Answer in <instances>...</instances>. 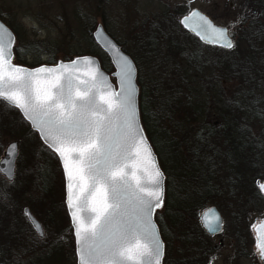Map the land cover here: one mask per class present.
Wrapping results in <instances>:
<instances>
[{
  "label": "rangeland",
  "instance_id": "obj_1",
  "mask_svg": "<svg viewBox=\"0 0 264 264\" xmlns=\"http://www.w3.org/2000/svg\"><path fill=\"white\" fill-rule=\"evenodd\" d=\"M244 6L242 1L238 0H0V20L10 30L9 23L15 27L19 26L20 29H18L19 40L13 33L14 47L22 43L29 44L31 41L39 42L40 49L34 53V57H39L38 65L50 64L47 61L55 64L57 61H69L77 56L87 55H79V52H86L91 47L89 36H92L98 24H102L124 53L130 57L133 54L132 59L137 57V60L134 58V62L137 72L139 69L143 83L148 88L149 97L161 99L168 96L172 100H176L177 97L182 101L183 106L188 105L191 110L197 111V118H192V114L188 117L184 112L178 116L172 113V121L169 124L179 136V154L185 158L184 163L195 161L191 144L195 142L202 129L204 130L203 123L210 124L216 138H208L202 144L198 142V146L204 145V153H207L205 155L214 157V169L201 173L197 169L194 174L201 178V174L213 172V178L219 177L220 180L216 186L219 193L218 196L209 198L208 204L204 207L197 211H187L184 214L185 218L180 219V221H189V229L193 231L199 229L197 221L205 208L210 206L218 208L226 227L224 233L219 236L221 239L216 241L222 240L224 249L218 257L211 259L209 264H226L225 255L229 254L230 248L236 245L234 239H237V236L231 238L234 231L244 229L247 225L253 226L256 221L264 218L263 202H260L251 181L255 174L249 172L247 181V176H242L243 172L247 171L246 165L243 164V160L239 161L242 170L238 173L240 175L235 176L245 182L240 185L245 189L240 194L238 182H234L232 175H229L231 165L226 148L230 141L224 139V136H230L234 146L239 147V143L243 142L242 137L245 139L246 136L248 139L254 137L257 141L261 139L260 142L264 137L262 133L264 118L257 115L264 111V100L259 104L252 103L264 97V88L260 87V82L264 81V43L258 47L256 53L250 54L254 41L248 42L250 46L246 41H240V46L227 54L192 43L185 48L184 45H179L174 40L169 42L167 39L169 37L182 39L178 38L180 34L178 23L181 16L179 10L197 9L217 25L226 27L232 32L241 27L246 31L249 25L255 28L259 15L252 13L255 9L244 10ZM261 22L264 25L263 19ZM154 40L155 55L143 56L142 49H147L149 43L153 45ZM170 43L173 50L167 48ZM258 43L256 42V45ZM46 47L51 50H46ZM196 55L198 59L194 58ZM154 73L157 74V87L161 90L155 93L152 90L154 88L152 81L156 78ZM140 89L139 87V93ZM253 92L254 94H250ZM236 101L240 102L243 111L236 107ZM174 104L178 105L175 102ZM1 116L3 125L0 124V160L10 143L15 141L18 146L14 182H9L0 175V220H2V228H5L3 232L5 235L2 236L7 243L5 248L10 251L7 262L16 264L21 258L20 264H26L28 258L38 253L44 244L46 246L57 239L69 248L65 254L69 257L71 248L69 234L72 236V232L69 223L67 226L63 217L61 207V201L64 204V185L62 190L61 179L55 176L56 185L51 191L50 187L54 182L53 173L52 177L48 175L46 179L50 185L49 192L42 190L40 178L33 179V177L36 176L35 166H44V160L40 156L34 160V166L30 164V155L37 152L35 145L27 142L24 136L23 139L17 140L22 135L20 123L15 121L12 112L2 105H0ZM223 124L228 126L221 130L229 131V135L224 131V134L221 133L220 126L223 127ZM168 158H165V163L171 168L170 156ZM179 159V156L176 157L177 161ZM198 160L197 158V162ZM19 162L23 167L20 173ZM173 163L176 166L177 162ZM199 165L204 169L206 162L200 161ZM259 168V175L262 176L264 167L260 165ZM183 179L185 178H181L182 181ZM169 182V191L167 195L165 194L164 203L167 201L170 207L178 210L193 195L191 189L193 187L184 186L179 179H176V182L171 180ZM195 182L197 183L191 178L193 185ZM229 189H232L231 192ZM51 200L54 202L52 203ZM25 208H28L42 225L44 233L42 239L30 225L23 212ZM160 212L167 216L171 215L170 210L166 211L163 206L156 214ZM175 215L178 217V214ZM163 225L166 227L167 222L163 221ZM170 229L174 237L178 238V234L182 233L185 227L183 224ZM174 247L182 248L180 243H170L168 252H172L171 263L178 257ZM185 250L179 249V252L184 253ZM186 254H180L181 258ZM188 258L192 260L191 257H186ZM251 261L253 262V256ZM169 262L170 259L168 264Z\"/></svg>",
  "mask_w": 264,
  "mask_h": 264
},
{
  "label": "snow or ice",
  "instance_id": "obj_2",
  "mask_svg": "<svg viewBox=\"0 0 264 264\" xmlns=\"http://www.w3.org/2000/svg\"><path fill=\"white\" fill-rule=\"evenodd\" d=\"M187 20L181 21L186 27ZM199 20L197 34L202 39L212 33L222 40L220 47H235L226 29L214 28L203 16ZM3 35L0 25V100L19 109L63 163L79 264H161L164 245L152 216L163 204V173L154 165L149 171L141 164L150 152L138 123L133 63L124 56L116 60L120 88L115 91L98 70L77 76L64 64L31 71L13 65L11 41L6 45ZM83 63L92 61L83 58ZM260 87L264 88V81ZM235 104L244 110L239 101ZM257 115L264 118V111ZM10 148L18 146L13 143ZM5 163L10 166L0 175L14 182L13 161ZM259 187L264 192V185ZM38 234L42 239V230ZM259 254L264 261V247Z\"/></svg>",
  "mask_w": 264,
  "mask_h": 264
},
{
  "label": "trees",
  "instance_id": "obj_3",
  "mask_svg": "<svg viewBox=\"0 0 264 264\" xmlns=\"http://www.w3.org/2000/svg\"><path fill=\"white\" fill-rule=\"evenodd\" d=\"M179 15L182 14L181 10L178 11ZM9 27L11 28L12 32L15 34L17 39H20L19 36V26H13L12 24H8ZM18 25V24H16ZM20 30V29H19ZM153 40V39H152ZM89 42L91 44V47H89L86 52H79V55L82 54H87V55H92L98 58L100 61L101 67L106 71V72H111L112 71V66L106 57V55L99 49V47L95 44L93 41L92 36H89ZM47 48V47H46ZM40 49L39 47V42L36 41H31L29 44L27 43H22L18 47H14L13 49V55H14V62L17 65L21 66H26V67H36L39 64V57H34L35 51H38ZM51 50L50 48H47L46 50ZM155 46L152 44H148L147 49H142L143 50V56H154L155 55ZM173 50V48H170ZM78 53V52H77ZM134 56L133 54L131 57ZM137 60V57H134ZM133 60L135 61V59ZM38 63V64H37ZM47 63H52V61H47ZM157 77L153 78L152 83L154 84V88H152L153 92L161 91L158 89V83H157ZM151 82V81H150ZM137 83L139 85L140 93H139V113H140V119L142 123V127L145 131V134L158 158L159 164L161 169H163L164 174H165V194H168L169 191V186H170V180L171 182H176V179H179V182L184 184V186H192L191 188L193 190V195L190 196L188 202H184L182 208L176 210L175 207H170L169 203L167 201L163 205V209L165 208L166 211L170 210V216H167L163 214V212L159 213L158 215L156 214L155 220L158 223L160 234L162 236V239L164 242L167 241V232L165 230V227L163 225L164 222L168 221H180V219L185 218L184 214L188 211H194L198 210L199 208L204 207L207 203L208 200L206 197H208L209 193L207 189H202L199 192L196 187V182L193 185L191 183V178L195 179L197 181L196 175L194 174L195 170H199L201 172H207L209 169H214L213 164L215 162V159L213 156H206L204 153V145H199L205 143L206 139L208 138H216L214 137L213 129H211L210 124L203 123L204 130L202 129V132L197 136L195 139V142H192V152L193 156L196 157L195 161L193 160L192 162H187L184 163L183 156L179 154V136L177 132H174L175 129H171L169 124L172 121V113L176 114L178 116L181 113H186L188 117L191 116L192 118H196L198 116L197 111L191 110L190 107L183 106L182 101L175 97L176 100H172L171 97L164 96L159 98H153L149 97L148 95V88L146 85L143 83V77L141 78L140 76V70L138 69L137 73ZM160 84V83H159ZM168 97V98H167ZM178 104L177 106L174 104ZM184 103V102H183ZM0 105L4 106V108L10 110L12 112V115L18 123H20V128L22 131V135L17 138V140L23 139V136L25 139H27V142H31L35 145V148L37 152H33V154L30 155V164L34 166V163L38 157L41 156V158L44 160L45 165L40 166L36 165L35 166V173H36V178L33 177V179L40 178V183L42 184V190L44 192H47L49 190L50 185H48L47 182V177L50 175L52 177L54 173V182L52 186L50 187L51 191L52 188H55V176H58L59 179H61L60 187L63 190V180H62V171L58 162L57 157L49 151L42 143L40 142L37 134L33 132L29 125L23 120L19 112L12 108L7 106L5 103L0 101ZM171 111V112H170ZM184 116V115H181ZM184 118V117H183ZM180 119V118H179ZM3 117H0V124H2ZM208 123H211L207 121ZM169 123V124H168ZM3 125V124H2ZM222 126V125H221ZM220 126V131L222 134L223 131L221 130L224 127H227L228 125L223 124V127ZM201 127V125H199ZM202 127V128H203ZM209 132L212 134L209 135ZM226 132V131H224ZM227 135H229V131L226 132ZM204 137V139H201V137ZM253 139H248V136H246V139L242 137V143L240 142V146L238 145L234 146V143L230 136L225 137L224 139H227L229 142L226 150L228 151L227 156L229 159V164L231 167L229 168L230 172H239L241 169V165L239 161L243 160V164L246 165V170L248 172H252L255 174L253 178L251 179L252 185L254 186V181L257 178L261 179V176L259 175V167L262 165V151H263V146L260 140L257 141L256 138L252 137ZM226 140V141H227ZM36 153H38L36 155ZM207 154V153H206ZM170 156V165L171 168H168L166 163H165V158H168ZM180 157V159L177 161L176 157ZM21 155L19 157V160L21 162ZM197 158L199 159L197 162ZM169 159V158H168ZM204 161L206 162V167L201 165L202 167H205L204 169L200 167L199 162ZM18 164V169L20 173V169L23 168L21 164ZM173 162H177L176 166H174ZM183 179V181L181 180ZM174 179V180H173ZM18 180V179H16ZM49 192V191H48ZM257 192V190H256ZM51 196L52 193L50 192ZM258 194V192H257ZM63 196V193H62ZM260 197V196H259ZM191 199V200H190ZM52 201V200H51ZM54 201H52L53 203ZM53 207V205H52ZM61 207H62V212H63V217L65 218V221L67 222V226L69 223V218L67 216L64 204L61 201ZM178 214V217L175 215ZM193 213V212H190ZM189 213V214H190ZM170 218V219H168ZM5 228H2V220H0V264H5L10 258V251L5 248L7 246V243L5 241V238L2 236V234L5 235ZM70 237V256L66 257L65 254H67V251L69 248L66 247V245L60 241V239L54 240L51 243H48L46 246L44 244L43 247H41V250L38 253H34L28 258V261L26 264H76L75 262V255H74V244H73V238L71 234H69ZM34 256V257H33ZM20 261L17 262L16 264H20ZM24 262V261H23ZM164 263L166 264V261L164 259ZM8 264V262H7Z\"/></svg>",
  "mask_w": 264,
  "mask_h": 264
},
{
  "label": "flooded vegetation",
  "instance_id": "obj_4",
  "mask_svg": "<svg viewBox=\"0 0 264 264\" xmlns=\"http://www.w3.org/2000/svg\"><path fill=\"white\" fill-rule=\"evenodd\" d=\"M188 1H195V0H188ZM238 1H242L243 6L244 4H247L244 6V10L247 9H255L253 10V14L256 15L258 14V22L256 23L255 28H253L252 26H248L246 28V31H244L245 29H236L233 30V32L223 26L217 25L210 17L206 16L214 26L218 27V28H222V29H226L227 30V38L232 41L235 45L234 48H236L237 46H240V41H246V43L250 42V41H254V47L252 50V53H256V50L258 49L259 46H261V44L264 43V25H262L261 23V19L264 20V0H238ZM250 5V6H248ZM193 10H197V9H193ZM185 11V10H181L182 14L180 16V20L178 23L179 26V37L178 38H182V39H172V37L168 38L167 40L169 42L173 41L176 42L179 45H184L185 48L189 47V45L192 43L196 46H201V47H205L207 49L212 48L213 50H217V51H222L225 52L227 54H229L230 52H233V49H227V48H223L220 46H216L211 44L209 41L210 38H207V42L203 41L201 39V35H196L193 32L190 31V28L194 25V21L192 19H188L187 20V27L181 23L182 19H185L186 17H188V15L193 11ZM199 11V10H197ZM200 12V11H199ZM256 13V14H255ZM241 30V31H240ZM177 35V34H176ZM206 35V36H205ZM204 37H208L207 34H205ZM216 38V37H215ZM254 38V39H253ZM253 39V40H252ZM216 40H221L219 37L216 38ZM256 42H259L256 45ZM154 46H156L155 40L152 42ZM248 46H250V43L247 44ZM195 46V47H196ZM172 48V44L170 43V46L167 45V48ZM248 54V53H246ZM195 59L197 58V55L194 56ZM155 77H157V74L154 73ZM198 116H196L197 118ZM169 124V123H168ZM264 133V127L262 128ZM262 146H263V151H262V167H264V137L262 138ZM237 146V145H236ZM239 172H236L235 174L233 172L229 173V175H232V178L234 179V182H238L239 186L241 185V183L245 184L244 181H242L243 179L240 177H236L235 175H240L238 174ZM213 172H209L206 173L205 175L201 174V178H198L197 183H196V187L197 190L200 192L201 188L202 189H207L208 190V197H206V199L209 202V198L218 196L219 193V189L216 188V186L219 184L220 180L219 177L213 178L212 176ZM249 172L244 171L243 172V177L247 176V181H248V177H249ZM261 179H263L262 181L259 180L260 183L264 184V174H262ZM254 181V186H255V190H257L258 194V198L260 199V202H263V206H264V195L262 194V192L260 191V189L257 187L256 185V181ZM217 181V182H216ZM225 186V184H224ZM244 187V186H243ZM200 188V189H199ZM240 189V194L242 192L245 191V189H242V187H239ZM230 192L232 189H229ZM244 195V193H243ZM260 196V197H259ZM208 204V203H207ZM211 208L214 206H210ZM210 207L205 208L202 213L199 215V219L197 221V224L199 225V229L197 228L196 230L191 231L189 221L187 220H181V221H168L167 225L165 227V230L167 232V241L164 242V258L166 261V264H168V261L170 259L169 264H209V261L211 259H213L215 256L218 257L219 253H221V250L223 252V244H222V240L220 241H216L217 239H221L219 236L221 234L224 233L225 230V223H224V219L221 216L220 212L218 211V208L215 207L217 209V211L219 212L221 218H222V228L220 230L219 233H216L214 235H209L207 233V231L203 228L200 217L201 215L208 210ZM264 222V218L256 221L253 226L251 225H247L246 228H242L239 231H234L233 235L231 236V238H236L234 239V242H236V245L230 248V253L225 255L226 258V264H244L243 262H245V264H264V261L261 260L260 255H259V250H258V246H257V239L255 236V232H254V228L260 224ZM185 227V230L179 235L178 238L174 237V233L172 232V230L170 229L171 227H177L178 225H183ZM246 230V231H245ZM180 243V245L182 246V248H179L180 250L186 249L184 253H187L185 256H183V258H181L180 254H184L179 252V249H176L174 247V251L176 253V259L173 261V263H171L172 260V252H168L170 249V243ZM180 253V254H179ZM222 256V254H221ZM251 256H253V262L251 261ZM167 257V258H166ZM186 257H191L192 260L190 261V258L186 259ZM169 258V259H168ZM165 264V263H163Z\"/></svg>",
  "mask_w": 264,
  "mask_h": 264
},
{
  "label": "water",
  "instance_id": "obj_5",
  "mask_svg": "<svg viewBox=\"0 0 264 264\" xmlns=\"http://www.w3.org/2000/svg\"><path fill=\"white\" fill-rule=\"evenodd\" d=\"M194 12L198 13V16H193L192 13H194ZM199 16H203V17L207 18L206 16H204V14H202L201 12H199L197 10H193L187 17L188 19H192L194 21V25L190 28V31L193 32L194 34L198 35V36H199V34H197V27L201 23L200 20H199ZM182 20H184V19H182ZM207 20H209V19L207 18ZM211 24H212V22H211ZM0 25L3 26V33H4L3 39H4L5 44L8 45L9 41H11V43H10L11 63L13 65L19 66L21 68H24V69H27V70H30V71L31 70H35V69L40 68V67L57 68V66L60 65V64L67 65L68 69L73 71L77 76H80V75H82L84 73H87L88 71H96V70H98L99 73L102 74L103 77L107 80V83L111 87V89H113L115 91H119L120 86H119V82H118L117 77H116V72L118 71L117 66H116V60L120 56H124V57L128 58L133 63V65L135 66L134 61L130 58V56H128L126 53H124V51L110 37V35L105 31L103 25H101V24H98L96 26L95 30L92 33V38H93L95 44L100 48V50L103 53H105V55L109 59V61L111 63V66L113 68V71L110 74L108 72H106L101 67L100 61L98 60V58H96L95 56H92V55L77 56V57H75V58H73V59H71L69 61H57L55 64H52V65L44 64V65H40V66L33 67V68L17 65V64H15L13 62V56H14L13 55V48H14V44H15V36H14L13 32L1 20H0ZM213 27L214 28H218V27H216L214 25H213ZM207 35H208V37H204L203 39L202 38L201 39L203 41H206L207 38H210L211 41H209V42L211 44L216 45V46H220V44L222 43V40H216L217 36L212 34V33H207ZM83 58L90 59L92 61L91 65L84 64L83 63ZM77 60H79L80 63L77 64L76 66H73L72 62L73 61H77ZM135 68H136V66H135ZM136 76H137V70H136ZM84 78L87 79L88 78L87 75H84ZM112 79L114 81H112ZM135 84H136V87L138 89V94H137L138 123H139L140 127L142 128L141 121H140V113H139V87L137 85L136 79H135ZM0 101L4 102L6 105H8V103L6 101H3V100H0ZM9 107H11V106H9ZM12 108H14V107H12ZM14 109H16V108H14ZM16 110L19 112V114L22 117V114L20 113L19 109H16ZM26 123L28 124V122H26ZM28 125H29L30 129L32 130L31 125L30 124H28ZM142 130H143V128H142ZM36 134H37V136L39 138V134L38 133H36ZM143 135L145 137V142H146V145H147V147L149 149L150 155H149V153H145L144 154V157H143V159L141 161L142 166H144L149 171H151L152 167L154 165L155 168H158L160 170V172L163 173V171H162V169H161V167L159 165L158 158H157V156H156L151 144L149 143V141H148V139H147V137L145 135L144 130H143ZM40 142L43 144V141L40 140ZM13 143H15L17 145V143L14 141V142L10 143L5 149L3 157L0 160V170L6 171L9 168L10 165L6 164L5 161H13V163L11 164V167L13 169V175L15 177V163H16V159H17V149L10 148V145H12ZM44 146L47 148L46 145H44ZM47 149L49 151H51L57 157L59 165H60V168H61V171H62L63 180H64V205H65V208H66V212H67V215H68V218H69L70 227H71V230H72V236H73V240H74V254H75L76 264H79V257L77 256V253H76L75 228H74V225H73V222H72V219H71V215H70L68 207H67V200H68V195H69V191H68L69 180H68L67 175L64 172L63 163L60 161L59 156L56 153H54L51 149H49V148H47ZM8 151H12L14 153V155L9 157L7 155ZM1 176L5 178V176H3V175H1ZM162 179H163L162 187H163V203H164V198H165V176H164V173H163V178ZM256 185L260 189L259 185H264V184L260 183L259 180H257L256 181ZM75 190L76 189L74 187L73 191H75ZM262 194L264 195V192H262ZM160 208H158V209H156L154 211L152 219H153V223L155 225V228L157 230L159 239L163 242V240L161 238V235H160L159 227H158V225H157V223L155 221V213ZM23 212H24V214L26 212L30 214V215H27L26 217H27L30 225L32 226L33 230L36 232L37 236L40 238L38 233H39L40 230H42V234H43V237H44L42 225L31 214L30 210L28 208H25L23 210ZM200 220H201L203 228L207 231V233L209 235H214L216 233H219L221 228H222V218H221L219 212L217 211V209L215 207H212V208H209L208 210H206L201 215ZM254 232H255L256 239H257L258 250L260 251V248L264 247V222L258 224L254 228ZM163 245H164V243H163ZM162 262H163V258H162L161 264H162Z\"/></svg>",
  "mask_w": 264,
  "mask_h": 264
}]
</instances>
